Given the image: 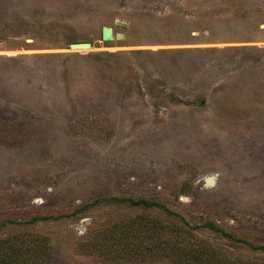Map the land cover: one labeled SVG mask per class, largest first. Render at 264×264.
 I'll use <instances>...</instances> for the list:
<instances>
[{
    "label": "rangeland",
    "instance_id": "obj_1",
    "mask_svg": "<svg viewBox=\"0 0 264 264\" xmlns=\"http://www.w3.org/2000/svg\"><path fill=\"white\" fill-rule=\"evenodd\" d=\"M258 47L264 0H0V263L33 264L31 239L42 264L264 263L204 226L264 245Z\"/></svg>",
    "mask_w": 264,
    "mask_h": 264
},
{
    "label": "trees",
    "instance_id": "obj_2",
    "mask_svg": "<svg viewBox=\"0 0 264 264\" xmlns=\"http://www.w3.org/2000/svg\"><path fill=\"white\" fill-rule=\"evenodd\" d=\"M243 49H249V48L243 47ZM256 49H260V50L264 51V47H258ZM1 123H2V121L0 120V124ZM3 128L4 127L3 126L1 127V125H0V140H5L6 138H8L5 135V130L2 131ZM113 199L118 200V201L128 202L132 206H142V207H147V208L157 206V207L162 208L164 211L168 212V209L164 205H162L161 203H158L156 201H152V200H149L146 198L132 199L130 197H124V198L113 197ZM90 205H92V203L89 205L86 204V205H83L81 207H78L76 210L77 211L82 210L83 208H86ZM69 215L70 214L67 213V214H62L60 216H53V215L34 216V217H31L30 219H28L26 221V223L32 224V223L39 221V220L58 219L61 216H69ZM204 226H208L210 229L217 231V232H220L222 235L226 236L229 239L240 241L241 243H243L244 245H246L247 247H249L253 251L264 252V245H262V244H255V243H252L251 241H249L247 239H243V238L236 239L232 233L224 231L223 229L217 227L213 223H208ZM125 236L128 237V235H124L123 237H125ZM170 238L171 237H169V236L167 237L166 244L168 245V243H171V246L174 247V244H172L173 241L169 242ZM121 239H122V237H121ZM31 241H32L31 251L35 252L37 254L36 258L39 259L38 256L41 253V251L43 250V246L40 243V241L32 240V239H31ZM176 245L178 248H181L183 251L186 250V252H184V253H189L190 259L187 261L185 256H183L182 254L177 256L178 255L177 254V255H174L173 258L171 259V264H236L235 259H231L229 257L223 256V254H221V253H214V252L210 253L209 250H206V249L204 250V248H203V250L193 249V248H190V247H187L184 245H180L179 243H176ZM124 246L127 249H123V250H125V251H123V253L126 254L128 252H131V249L129 248L130 240H127L126 243L123 244V247ZM27 247H29V246L25 245L23 248L22 244H14V243L9 245V249L12 252H17L21 259H23V257H22L23 252H25L27 250ZM92 248H93L92 250H97V252H100L104 256L106 255L105 257L109 256L111 258H114L115 256H117V253L119 252L117 248L115 249V251H112V247L111 248H104L101 246L98 247L96 245H93ZM37 259H35L33 261V264H42L41 261H38ZM0 264H5V263H3L1 261ZM22 264H24V263H22ZM241 264H257V263L255 261H253L252 259H243V260H241ZM259 264H264V263H259Z\"/></svg>",
    "mask_w": 264,
    "mask_h": 264
},
{
    "label": "water",
    "instance_id": "obj_3",
    "mask_svg": "<svg viewBox=\"0 0 264 264\" xmlns=\"http://www.w3.org/2000/svg\"><path fill=\"white\" fill-rule=\"evenodd\" d=\"M104 28H105V27H104ZM104 28H103V30H102V39H104V40L112 39L113 35H112V30H111V28L108 27V28L110 29V32H111V34H110L109 37H107ZM118 36L120 37L121 35L118 34ZM69 48H70L71 50H75V51L88 50V49L91 48V44H90L89 42H73V43H71V44L69 45Z\"/></svg>",
    "mask_w": 264,
    "mask_h": 264
},
{
    "label": "bare ground",
    "instance_id": "obj_4",
    "mask_svg": "<svg viewBox=\"0 0 264 264\" xmlns=\"http://www.w3.org/2000/svg\"><path fill=\"white\" fill-rule=\"evenodd\" d=\"M104 29H105V33H106L107 37H109L111 34L110 29L108 27H105Z\"/></svg>",
    "mask_w": 264,
    "mask_h": 264
}]
</instances>
